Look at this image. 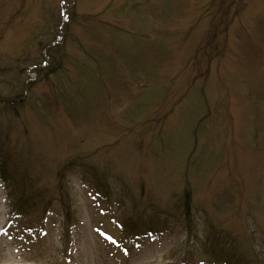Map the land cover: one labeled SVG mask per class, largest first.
<instances>
[{
    "label": "rangeland",
    "instance_id": "1",
    "mask_svg": "<svg viewBox=\"0 0 264 264\" xmlns=\"http://www.w3.org/2000/svg\"><path fill=\"white\" fill-rule=\"evenodd\" d=\"M0 146V264H264V0H0Z\"/></svg>",
    "mask_w": 264,
    "mask_h": 264
},
{
    "label": "trees",
    "instance_id": "2",
    "mask_svg": "<svg viewBox=\"0 0 264 264\" xmlns=\"http://www.w3.org/2000/svg\"><path fill=\"white\" fill-rule=\"evenodd\" d=\"M55 73V70L52 71ZM6 109V108H4ZM9 110V109H6ZM11 153L4 147L0 146V179L5 184L6 189L8 191V196L12 198L13 196L18 198V201L12 202L11 205V214H16L17 217L23 214L24 208L22 207V201L25 198L24 187L27 185L25 182L27 180L22 177L19 179V175L15 171V169L11 170ZM78 168V162L75 163L74 160L67 161L62 168H60L58 172V179L60 181L66 176L67 172ZM93 183L97 184V181H101V179L97 178L95 174H92ZM97 180V181H96ZM25 181V182H24ZM102 181H104L102 179ZM103 183V182H102ZM183 203L186 206L190 205L191 192L185 191L183 194ZM186 212L188 215V210L186 208ZM68 213V212H67ZM129 229H132L133 226H128ZM140 228H142L140 226ZM186 230L190 233L191 228L188 225ZM153 226H148V232H153ZM231 244H223L218 241V236L212 241L207 243V248L205 255L208 256L213 262H217L220 264H242L241 254L237 247L230 246Z\"/></svg>",
    "mask_w": 264,
    "mask_h": 264
},
{
    "label": "bare ground",
    "instance_id": "3",
    "mask_svg": "<svg viewBox=\"0 0 264 264\" xmlns=\"http://www.w3.org/2000/svg\"><path fill=\"white\" fill-rule=\"evenodd\" d=\"M10 263L11 264H17V262L15 260H12Z\"/></svg>",
    "mask_w": 264,
    "mask_h": 264
}]
</instances>
